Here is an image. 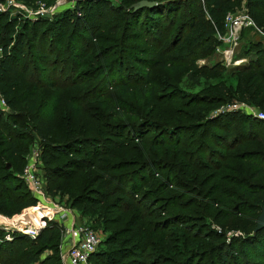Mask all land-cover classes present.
<instances>
[{"label":"trees","instance_id":"1","mask_svg":"<svg viewBox=\"0 0 264 264\" xmlns=\"http://www.w3.org/2000/svg\"><path fill=\"white\" fill-rule=\"evenodd\" d=\"M32 1L45 3L49 7L56 4V0ZM110 1L79 2L76 5L81 15L73 10H65L54 22L45 19L26 21L20 24L23 32L15 40H12V33L18 23L0 13V25L9 27L12 35L5 43L0 36V94L10 108L7 119L0 110V213L6 217L19 215L37 204V199L23 179L17 176L23 173L24 161L21 155L25 152L16 143L26 140L23 134L15 132L20 124L17 109L41 90L55 91L58 88L59 75L62 73L61 61L65 68L77 65V71L79 64L89 54L88 44L93 39L92 33L85 28L87 24L81 26V19L85 22L92 12L109 6ZM115 1L116 10L123 15V33L135 38L136 42L146 41L147 46L150 42L153 45L151 53L145 52L146 55L160 54L156 58H145L143 54L124 55L122 52V60L120 58L118 64L106 65L101 69L95 78L99 81L95 88L90 90L89 95H86L87 92L81 94L79 97L85 96L78 101L80 106L71 108V121L74 127H83L84 140L77 138L75 141L72 135L71 142L63 146L49 145L43 152L50 184L58 186L63 182L60 187L53 189L63 195L80 189L83 191L73 201L76 208L84 205L102 206L113 198L107 205L105 217L108 218L113 211L121 214L133 212L105 244L107 247L114 245V248L106 249L102 244L93 255L92 264H203L209 255L218 252L222 264H264V230L255 233L257 219L264 208V121L241 112L221 114L203 125L200 124L203 120H199L206 117L210 108L235 100L264 108V40L253 28L242 31L241 42L244 38L248 40L238 57H244L248 62L237 71L236 87L228 84L229 76L225 68H220V62L211 68H199L196 65L199 60L214 54L219 44L216 34L224 31L226 15L238 11L243 4L256 25L264 30V0H146L160 5L138 11L132 7L144 0ZM113 30L116 31V28ZM258 36L260 40H257ZM186 42L188 45L181 55L171 56ZM165 57H170V60H165ZM108 58L104 56L103 59L107 61ZM127 63L138 68L132 76L123 74ZM158 68L172 73L188 69L190 75L198 78L196 87L199 79L209 78L212 81L213 78L216 83L208 82L200 91H192L187 101L182 102V107L176 109V112H182L180 114L183 119H192V123L185 124L182 119L173 128L142 124L128 133L127 128H124L126 134H116L120 126L106 122L112 123L124 114V110L111 96L104 101L106 104H103L102 99L119 85L129 92L140 85L151 87L144 109H149L157 100L170 104L179 100L175 96V92L179 91L177 87L167 92L155 90L156 84L150 72ZM76 71L71 81L75 86H81L84 83L78 79L84 74ZM215 74L218 75L217 79L213 77ZM28 84L31 86L25 88ZM66 100L71 101L70 98ZM55 101L58 106L72 105L62 97H57ZM90 101H100L96 108L98 118L87 117L92 107L87 105H94ZM35 109L34 102L30 104L29 111ZM133 115L139 114L133 112ZM31 122L39 128L46 126L40 115L33 116ZM93 130V136H86ZM73 131L76 134L75 129ZM40 134L46 143L52 131L49 128L40 131ZM189 137L191 142L184 150V138ZM121 139L138 143L139 146L126 147L118 142ZM121 150H124L123 154L117 156ZM3 155L12 160V167L8 168L1 162ZM152 155H156L155 158ZM114 157L118 159L116 162H113ZM61 162L64 164L60 165ZM86 169H89L87 175L79 176ZM92 170H96L94 175ZM189 173L194 174V177L188 181L185 177ZM156 176H162L161 180H156ZM92 184L94 187L98 184L107 191L104 200L82 201L87 196L84 195L85 189ZM144 188L147 189L145 201L149 203L146 205L136 201ZM193 193L207 198L209 203H216L215 206L221 205L216 212L220 220L223 217L235 223L244 221L245 225L254 221L253 232L248 233L230 250L222 249L224 243L221 242L217 246L199 244L204 248L201 252H188L187 242L183 244L184 238L199 242L201 239H195L193 235L197 231L208 233L204 220L199 222L193 219L201 216L178 211L188 202L192 204L186 210L194 206V196L186 199ZM88 202L92 205H86ZM199 209L197 212H203L204 207L199 205ZM163 210L166 216L159 218ZM124 219L123 215L114 224L120 225ZM195 223V230L190 232L188 227ZM92 227L106 231L103 224L98 222ZM242 229L245 231L250 227ZM0 234L3 235V232L0 231ZM54 236L59 238L60 232L55 224H51L30 244L35 247V243H47ZM21 237L26 236L15 235L12 242L0 245V264L36 263L38 258L32 256V252L22 254L23 247H15L23 243ZM57 254L58 263L62 264L60 249ZM208 261L210 264H218L210 258Z\"/></svg>","mask_w":264,"mask_h":264},{"label":"rangeland","instance_id":"2","mask_svg":"<svg viewBox=\"0 0 264 264\" xmlns=\"http://www.w3.org/2000/svg\"><path fill=\"white\" fill-rule=\"evenodd\" d=\"M62 0H56V4L61 2ZM9 3L11 5H9ZM55 4V5H56ZM38 3L33 2L32 0H0V6H3L2 11H0L1 14L6 15L10 21L18 23V26H14V34L12 33L13 37L12 40H15L19 34L23 32L22 26L20 24H23L26 21L29 22H35L40 19L48 20L49 22H54L57 19V16L59 14L63 13L65 10H73L78 15H81V11L79 10L78 6L75 3L68 4V5H61L57 7L51 14H45V15H37L38 9L36 6ZM117 3L115 0H111L109 6L104 7L96 12H92L90 14V17L86 18V21L84 22L83 19H81V26L86 23L87 25L85 28L89 29V31L92 33L91 37H93L92 42L88 44L87 50H89V54L87 57L79 64L76 71L75 64L70 65L69 68H65L63 62L61 61V68L62 73L59 75V82H58V88L55 91H51L49 89L41 90L33 99L29 100L27 103L20 106L17 110L19 111V121L20 124L16 127L15 132L16 134L21 133L26 137L25 141L19 140L17 141V145L20 146L25 154L21 155V158H23L24 164L22 166V172L24 173L25 169L29 168L32 164L34 165L36 169V175L41 178L43 181V189L46 195V198L59 206H62L65 210L68 211V215L66 218L61 219L60 221L53 222L51 224H55L60 232V237L57 238L56 236L53 237L51 241H48L47 243H41L37 244L35 243V247H33L32 244H30L31 241H36L35 239L29 238V237H21V245H15V247H23L22 254H25L26 252L30 251L32 256H35L37 259L35 264H59L58 258L60 249V253L62 251V246L67 243L66 236H65V229L67 226H70L72 222H75L76 225L86 224L88 226H94L95 223L103 224V226L106 228V231H104V242L103 247L106 249H113L114 245L106 246L105 244L109 242L111 234L115 232V230L119 229L121 226H123L125 223V220L129 219L130 216L133 214V212L124 213L121 214L118 211H113L109 217H105V212L107 210V205L113 200L110 199L102 206H82L81 208H76L73 204V201L76 196L80 193H83V191L80 189V191H76L74 193H66L62 194L61 192H58V190L53 189V187H60L63 182L60 183L58 186H52L50 184V179L46 172V166L43 161V152L44 148L47 146H63L67 142H71L73 135V140H84L83 135V127L81 125H77L74 127V124L71 121L72 117V111L71 108L78 107L79 102L81 101L82 97L81 94L89 95V92L91 89L95 88V86L98 84V80L95 78L97 77L99 71L101 69H104L106 65H113L118 64L120 61V58L122 60V55H120L122 52L126 54L128 53H135V54H143L145 58H156L158 54H147L145 52L151 53V47L153 46L148 43L149 46L146 45V41L140 40L139 42L134 41L135 38L132 36H127L123 33V26L121 24V18L123 15H121L117 10ZM264 27V26H263ZM116 28V31L113 29ZM262 29V28H260ZM125 32V30H124ZM128 32H131L128 30ZM10 29L6 25H0V36L3 38L4 42H7V40H10ZM260 36V35H259ZM257 37V40H260V37ZM6 40V41H5ZM91 40V39H90ZM170 40V39H169ZM248 39L242 40L241 44L238 45L235 52V59L236 60H245L240 64H226L224 62L223 57L216 51L217 48H225L224 44H220L218 41V46H216V49L214 51V54L206 57L204 59H201L197 62V66L199 68H202L204 66H209L210 68L217 65L220 62V68L226 69V75H228V84L233 85L234 87L238 84V69H240L241 66H245L247 64L248 59L244 57H238V54L241 52V48L243 45L246 44V41ZM187 42L183 45L179 46L176 50L175 54L171 56H179L182 54L185 46H187ZM104 56H108L109 58L107 61H105L103 58ZM147 56V57H146ZM2 59V52H0V61ZM165 60H170V57H165ZM222 62V63H221ZM126 70H124L123 74H128L132 76L135 72V69L138 70V68H134L130 66V63H127L125 66ZM66 70V71H64ZM79 72L78 74H84L81 76V79L78 81L80 83H84L81 86H75L73 81V72ZM81 72V73H80ZM191 72L188 71V69L184 70V72H176L172 73L169 70L166 69H154L150 72L151 77L154 78L155 82V90H160L163 92L171 91L170 88L177 87L179 91H176L177 97H179V100L175 101L173 104H170L169 102H164L157 100L152 105H150L149 109H144V105L146 100H148L149 92L151 87H143L142 85L133 87V89L129 92L126 89H123L120 85L113 89L112 91L108 92V94L102 99L103 104H106L104 101L111 96L112 100L117 103V105L121 106L124 110V114L113 121L112 123L106 122V124H112V125H118L120 126L118 130L120 134H126L123 129L127 128V133L137 125L142 124H148V125H154L160 126V127H171L173 128L177 124L181 123V120L183 119L181 117L182 112L178 113L176 112L177 108L182 107V102H186L187 98L189 97V93L196 90H201L204 87V84H215L216 81L212 78V81L208 79H199V84L197 87L195 86V82L197 81V77H193L190 75ZM150 77V78H151ZM213 77L216 79L218 78V75L215 74ZM227 77V76H226ZM248 77V75H247ZM91 79V81H89ZM207 82V83H206ZM31 85H26L25 88H28ZM200 87V88H198ZM173 93V92H172ZM57 97H62L66 101V103H72V105L69 107L66 104H62L61 106H58L55 99ZM93 97H95V94H93ZM71 99V101H67L66 99ZM92 99V98H91ZM35 102L36 109L32 112L29 111L30 104H33ZM98 102L100 101H90L91 104L94 105H87L92 106L90 107L91 110L87 114V117H90L92 119L98 118V111L96 108L99 106ZM245 104V107L240 110H236V112L246 113L248 114L247 109H252L255 112H262L264 111V108H258L252 105H249L248 103L239 102L237 100L217 105L214 108H210L207 112L206 117L201 118L199 120H203V123L200 124H207L208 120H215L217 117L221 116V114L224 113V110L228 104ZM104 108V106L102 105ZM0 110L2 114H4V118L7 119V115L10 112V108L7 106L2 105V96L0 95ZM183 110H186L184 108ZM133 112H137L139 115L134 116ZM229 113V112H228ZM35 115H40L41 119L44 123H46V126L36 127L37 125L33 124L31 122V119ZM191 117V116H189ZM194 117V116H192ZM7 122V121H6ZM182 122L185 124H190L193 122L192 119L186 118L183 119ZM96 126V125H95ZM104 126H109L105 125ZM85 127V126H84ZM51 129L52 135L50 139L44 143L43 138L40 134V131H46L47 129ZM90 128V127H88ZM185 130H187L186 127H183ZM190 128V127H188ZM75 129V133L74 130ZM95 130V129H94ZM89 131L86 136H93L95 134V131ZM114 131V130H113ZM121 131V132H120ZM69 133H71L69 135ZM197 138H199V135L197 134ZM119 143L124 144V146L133 148V146H139L138 143H133L131 141L126 140H118ZM191 142V137L184 138V146L183 149L188 148V144ZM140 144V143H139ZM141 145V144H140ZM124 150L119 151L117 153V156L122 155ZM0 154H2L0 152ZM4 156V155H3ZM153 156V157H152ZM149 156L150 158H155L154 155ZM132 158V157H131ZM148 158V157H147ZM64 159V158H63ZM118 159L117 157H114L113 162H116ZM1 162L5 166L12 167L13 163L10 158L7 156H4L3 160ZM64 162V161H63ZM63 162L59 163L60 165L64 164ZM89 172V169H86L85 171L81 172L79 176L85 177L87 173ZM92 175L95 174L96 170H92ZM22 173L17 176L21 179ZM209 173H207L208 175ZM206 175V176H207ZM194 177V174L189 173L188 177H185L186 180H190ZM162 176L157 177L156 180H161ZM220 178V177H219ZM22 180V179H21ZM178 184H174V186H177ZM27 186V185H26ZM226 186V184H225ZM146 188H144L139 197L136 199V201L141 202L143 205L149 204L148 201H145L146 195ZM176 190V188H174ZM180 190V189H179ZM183 189H181L180 192H182ZM107 191L101 188L98 184L95 185V187L92 185H89L85 191L84 195L86 196L85 199H82V201H90V200H104L106 197ZM194 196L193 198L196 200L194 203V206L190 207L189 209H185L189 207L192 202H188L186 205L183 206L182 209H178V211L187 213L188 215H194V216H201L198 218H193L198 220L199 222L201 220H204L206 223L207 228V234L201 233L197 231L193 237L195 239L200 238L201 241H188L189 238L183 239V244L187 242V251H199L201 252L204 248H202L199 244L207 243L210 244L209 246H217L219 243L223 242L222 249L226 248V250H230L233 245L239 244V241L246 237V235L250 232H253L252 225L254 224L251 220L249 225H245L244 221H241L240 223H235L234 221H230L228 219H224L223 217L219 218V215H216V212L219 208H221V205L218 204V206H215L216 203H209L210 201H207V198H201L200 196H197V194L193 193L190 194L186 199L189 197ZM86 205H92L91 202H88ZM199 205L204 207L203 212H197L199 211ZM215 206V210L213 211L212 208ZM162 211L161 216L159 218H162L163 216H166V213ZM23 213V212H22ZM18 214V213H17ZM0 215L4 216L2 213ZM124 215L125 219L123 220V223L120 225L114 224L115 221L119 220ZM16 216V215H15ZM6 217V216H4ZM14 217V216H13ZM8 218V217H7ZM12 217H10L11 219ZM193 219H189L193 220ZM198 223V222H197ZM197 223L193 224L189 230L192 232L195 230V227L197 226ZM50 224V225H51ZM242 227H250L249 230H243ZM103 230V228H101ZM203 234V235H201ZM252 234V233H251ZM201 236V237H199ZM208 236H213L212 239H210ZM156 240V238H154ZM105 245V246H104ZM239 248V246H238ZM219 253V252H218ZM218 253H214L216 255H209L210 259L216 260L218 264H222V261L220 260ZM205 254V253H204ZM225 255L228 257L227 253ZM209 258L207 257L203 264H210L208 261ZM229 258V257H228Z\"/></svg>","mask_w":264,"mask_h":264},{"label":"built area","instance_id":"3","mask_svg":"<svg viewBox=\"0 0 264 264\" xmlns=\"http://www.w3.org/2000/svg\"><path fill=\"white\" fill-rule=\"evenodd\" d=\"M245 1L243 0V2ZM61 2L51 7L45 3L37 2V15L51 14L57 7L62 5ZM9 5L11 4L9 3ZM2 9L3 6H0V11ZM246 28L255 29L264 40V30L256 25L245 4H243L238 11L229 12L226 15L224 31H218L216 34L217 40L225 46V48H217L216 51L223 57L226 64L237 65L245 61L236 60L235 52L241 42L242 31ZM2 105L7 106L3 98ZM244 107L245 104H228L224 113L236 112V110ZM247 111L249 115L264 121V111L255 112L252 109H247ZM21 178L37 199V204L11 219L0 215V231L3 232V235L0 234V245L3 242H12L15 235L36 239L51 223L60 221L69 214L62 206L50 202L46 198L43 181L36 175L33 164L25 169ZM65 236L67 243L66 246H62V264H92L93 255L104 242V232L86 224L76 225L75 222L66 227Z\"/></svg>","mask_w":264,"mask_h":264},{"label":"water","instance_id":"4","mask_svg":"<svg viewBox=\"0 0 264 264\" xmlns=\"http://www.w3.org/2000/svg\"><path fill=\"white\" fill-rule=\"evenodd\" d=\"M102 1H107V0H62V5H68V4H78L79 2H102ZM158 3L156 2H150V1H140L137 4H135L132 8L135 11L144 9V8H155L157 7ZM10 168V166H8ZM264 230V208L262 209L261 215L257 219V226L255 229V233H258L260 231Z\"/></svg>","mask_w":264,"mask_h":264}]
</instances>
